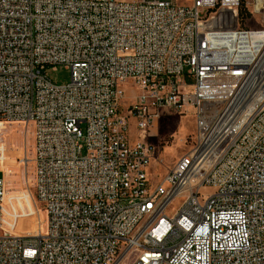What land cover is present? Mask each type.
I'll return each instance as SVG.
<instances>
[{"label":"built area","instance_id":"1","mask_svg":"<svg viewBox=\"0 0 264 264\" xmlns=\"http://www.w3.org/2000/svg\"><path fill=\"white\" fill-rule=\"evenodd\" d=\"M191 107L194 147L156 182L146 133ZM11 122L46 218L15 231L0 176V264H264V0H0Z\"/></svg>","mask_w":264,"mask_h":264},{"label":"rangeland","instance_id":"2","mask_svg":"<svg viewBox=\"0 0 264 264\" xmlns=\"http://www.w3.org/2000/svg\"><path fill=\"white\" fill-rule=\"evenodd\" d=\"M188 4L191 0H180ZM251 27H256L255 22H250ZM47 75L59 85L71 81V71L65 65L55 68L49 67ZM127 96L134 97L136 90L131 87L130 82L125 83ZM127 100L121 107L120 113H127ZM0 123V176L5 177L7 197L6 207L9 210V221L14 222L15 231L34 233L40 222L44 223L45 213L38 202L35 204L34 190L28 197V186L32 187L34 173V129L31 123ZM196 131V115L194 108L177 113L164 110L155 122L154 126L146 133V139L154 145V159L150 164L149 171L153 180L161 181L168 170L185 154L193 148V138ZM138 136V134H135ZM159 159V160H158ZM214 188L204 186L201 195L211 194ZM33 195V196H32ZM184 198L176 197L171 202L167 213L173 216L177 208L182 204Z\"/></svg>","mask_w":264,"mask_h":264},{"label":"trees","instance_id":"3","mask_svg":"<svg viewBox=\"0 0 264 264\" xmlns=\"http://www.w3.org/2000/svg\"><path fill=\"white\" fill-rule=\"evenodd\" d=\"M240 14L242 17V21L245 20L246 16L249 14L248 9L246 8V5L243 3L241 9H240Z\"/></svg>","mask_w":264,"mask_h":264},{"label":"bare ground","instance_id":"4","mask_svg":"<svg viewBox=\"0 0 264 264\" xmlns=\"http://www.w3.org/2000/svg\"><path fill=\"white\" fill-rule=\"evenodd\" d=\"M24 126H26V125L24 124Z\"/></svg>","mask_w":264,"mask_h":264}]
</instances>
